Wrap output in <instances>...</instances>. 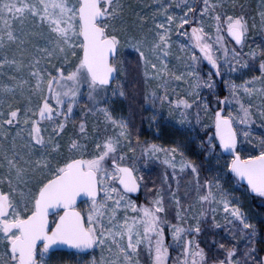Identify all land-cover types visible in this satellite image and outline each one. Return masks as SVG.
Segmentation results:
<instances>
[{
  "label": "snow or ice",
  "instance_id": "snow-or-ice-1",
  "mask_svg": "<svg viewBox=\"0 0 264 264\" xmlns=\"http://www.w3.org/2000/svg\"><path fill=\"white\" fill-rule=\"evenodd\" d=\"M181 5L178 14L170 10L172 3L159 0L149 16L125 0H0V264H63L53 259L61 245L77 252L99 247L101 258L91 264H141L142 246L151 264H168L173 247L179 249V264H264V256L256 255V225L229 199L218 176L201 183L200 166L185 157L181 144L141 145L145 157L159 159L163 153L174 176L179 166L181 172L190 168L195 177L194 188L185 192L187 203L178 187L170 192L175 223L167 218L161 188L148 204L130 195L139 192L143 176L136 174L138 157L128 122L108 106L109 91L112 97L126 95L124 85L117 81L113 86V81L125 74L124 50L129 48L143 65L144 102L156 107L159 100L163 108L167 101L169 115L179 112L182 124L194 105L201 123L202 110L210 121L202 123L208 137L201 139L205 155H216L219 163L223 157L217 149L230 154L223 167L241 185L246 182L250 193L264 197V133L253 138L251 128L258 121L264 129V44L243 50L257 27L255 17L250 24L246 13L229 14L222 0H203V7L179 0L175 8ZM258 7L264 30V0ZM225 31L238 47L229 48ZM174 32L188 42L174 41ZM257 59L258 75L240 84L225 78V68L241 75L256 72ZM202 61L215 70L207 78L201 75ZM217 77L228 92L223 98ZM174 81L187 88L177 91ZM202 88L215 97L216 110L202 99ZM82 94L89 101L85 111L103 118L100 138L89 135L86 119L80 120L78 132L67 134L70 122L77 128L73 109ZM233 104L238 105L234 112ZM93 131H100L97 123ZM193 191L194 197L189 195ZM205 205L213 213L209 227L221 228L215 213L222 210L224 231L232 240L247 238L242 254L237 244L222 239L214 238L209 251L201 246ZM213 245L222 257L210 254Z\"/></svg>",
  "mask_w": 264,
  "mask_h": 264
},
{
  "label": "rangeland",
  "instance_id": "rangeland-1",
  "mask_svg": "<svg viewBox=\"0 0 264 264\" xmlns=\"http://www.w3.org/2000/svg\"><path fill=\"white\" fill-rule=\"evenodd\" d=\"M126 3L133 5V7L137 11H142L144 14L151 15L152 11H154L155 6L159 2V0H125ZM165 3H172L173 9L178 14H182L181 8H175V4L179 2V0H163ZM211 3L220 2V0H210ZM222 2L226 5V11L229 14L232 13H246L249 18V23H252V17H255L257 27L254 28L249 34L247 41L244 46V51H248V47L251 46L255 48L257 45L264 44V30L259 27L260 18L258 16L259 4L260 0H222ZM199 7H203V0H194ZM147 5V7H145ZM243 6V7H241ZM133 19L132 16H128V20L131 21ZM224 36L226 41L228 42L229 48L238 47L236 46L230 37L227 36V32L225 31ZM172 39L174 41H181L184 43L188 42L187 37H181L177 33L172 34ZM174 50L178 51L179 45H173ZM125 74L122 76H118L117 80L113 83V86L119 83L124 85V89L126 95L124 97L120 96H111V91H109L110 100L108 102V106L112 109L113 115L116 118H123L128 122L129 129L132 133V145L136 148V156L138 157L137 168L138 172L137 176H143V180L141 182V193L137 196L136 199L132 197L138 204H148L150 203V198L154 195L156 188H161L165 195V203L169 206V212L167 218L175 223V203L170 199L171 190H175L178 187V195L181 197L182 201L187 203L189 198L185 196L186 190L191 186L194 188L195 177L191 173V169H185L181 172L179 166L175 169L176 175H173V168L167 164L163 163V153H159V159L155 156L148 158L143 156L142 154V143H156L165 148L171 147L173 144L179 143L182 145L184 150V155L186 158L196 161V163L200 166L201 175L200 181L203 184L205 179H213L218 176L220 179L222 187L230 193L229 199L233 202L238 203L245 214L248 216L251 223L256 225L257 235L255 237L256 240V255L262 256L264 252V197H260L257 194L251 195L247 190V187L238 183L235 178L232 176L230 172L226 168L223 167L224 161L229 160L230 154H225L221 150L217 149L218 154L222 155V159L219 163H217L216 155L207 157L205 155L204 150L201 146V139L205 142L207 141V136L205 132L207 131L202 127V123H210L205 117V114L202 110H199L201 123L197 122V112L198 109L194 105L191 109L188 110L189 117L188 120L183 124L179 122L180 114L179 112L174 113L173 115H169L168 104L165 101V106L163 108L159 107L160 101L157 100L156 107H153L151 103L144 102V75H143V65L139 62L138 55L134 53L132 49H125ZM222 55V53H221ZM70 59H73L70 56ZM171 64H176L177 61L174 57H169ZM223 64V61H221ZM256 72H248L244 70V75H241L240 72L237 73H227V69L225 68V78L235 80L237 84L242 83L243 79L248 78L253 74L258 75V67L259 60H256ZM181 70H183L181 68ZM215 71L211 69V66L207 63V61H202L200 65L201 75L204 78H207L208 71ZM219 81V94L221 98L224 95H228L227 90L224 87L223 81L220 80L219 77L216 78ZM157 81H152V85L155 86ZM175 85H179L177 91L183 92L187 85H184L182 82L174 81ZM161 91L160 89H157ZM87 89H82V93H86ZM202 99L209 100L211 102L212 110H216V99L211 95L207 88H202L201 90ZM171 99H176V96L173 95ZM247 99V97L245 98ZM253 103L258 104L259 99L254 97ZM89 105V101L86 95H81L79 98V103L74 106L73 109V121H75L77 128H73V124L70 122L67 126V134H73L78 132V125L81 119H86V128L90 136L100 138L105 133L103 131L104 124L102 116H96L92 113H88L85 111L86 106ZM174 107V106H173ZM238 108V105L233 104L231 110L234 112ZM229 109H225L224 114L227 115ZM153 114H156V120L152 119ZM47 123V122H46ZM94 123H97L100 131L94 132L93 127ZM257 123L253 124L251 128L253 129L252 136L253 138H258L262 133H264V129L260 128ZM237 127H243L241 125H237ZM111 127L108 129V133L111 134ZM212 134L214 135L215 129L212 127ZM67 134L65 135V140H67ZM137 136H139L140 143L137 142ZM240 139L243 141L244 137L241 135ZM64 141H62L63 143ZM218 144V141H217ZM88 146L90 150H94V144L92 141H88ZM244 147L250 148L251 145L245 144ZM127 151V148L124 149ZM129 156L132 153H128ZM2 158V157H0ZM180 156L177 154L176 162L179 165ZM219 170V173L218 171ZM4 169H0V173H2ZM148 189H152L151 192ZM194 197V191L189 194ZM81 207L84 205L81 204ZM215 205H213L214 207ZM206 215L201 217L203 221H206L205 224V235L199 237L200 243L202 247H205L206 251H209L208 245L212 243V240L215 238L217 240H223L227 243H235L237 244L240 252L242 254L245 244L247 242V238H244L240 241L232 240L227 232L224 231V215L225 213L220 210L215 213L216 218L221 223V228L213 229L209 227L212 224L213 213L211 208L208 205H205ZM199 211V208H197ZM231 219V217H229ZM238 225L239 222L236 221ZM167 227V226H165ZM248 231V230H246ZM168 241L171 242V236H168ZM211 255H218L220 257L223 256V251L219 250L212 246ZM106 254V253H105ZM57 258L62 259L63 264H91L93 259L99 260L101 258V251L99 247H96L92 250V252L88 255H77L74 253H55L53 259ZM141 264H151V261L148 257V253L146 248H141L140 255ZM179 264V249L173 247L170 249V259L168 264Z\"/></svg>",
  "mask_w": 264,
  "mask_h": 264
},
{
  "label": "water",
  "instance_id": "water-1",
  "mask_svg": "<svg viewBox=\"0 0 264 264\" xmlns=\"http://www.w3.org/2000/svg\"><path fill=\"white\" fill-rule=\"evenodd\" d=\"M233 43L235 44L234 41H233ZM114 82H115V80L113 81V83ZM225 154H228V153H225ZM243 185L247 187L246 182H244ZM140 193H141V188H140V190H139L138 193H134V194H130V195H131V197H136V196H139ZM250 194L251 195H255V193H250ZM81 204H83V203H81ZM92 250L93 249H86V250H83L81 252H77V250H75V249H70V248H68L65 245H61V246H59V250L56 253L63 252V253H74V254H77V255H88V254H90L92 252ZM262 256H264V252H263V255Z\"/></svg>",
  "mask_w": 264,
  "mask_h": 264
},
{
  "label": "trees",
  "instance_id": "trees-1",
  "mask_svg": "<svg viewBox=\"0 0 264 264\" xmlns=\"http://www.w3.org/2000/svg\"><path fill=\"white\" fill-rule=\"evenodd\" d=\"M134 199H136L137 198V196L136 197H133Z\"/></svg>",
  "mask_w": 264,
  "mask_h": 264
}]
</instances>
